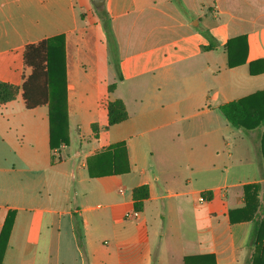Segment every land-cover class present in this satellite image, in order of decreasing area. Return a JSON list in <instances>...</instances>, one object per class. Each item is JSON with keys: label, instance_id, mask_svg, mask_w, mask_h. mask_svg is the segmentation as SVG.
Listing matches in <instances>:
<instances>
[{"label": "crops", "instance_id": "1", "mask_svg": "<svg viewBox=\"0 0 264 264\" xmlns=\"http://www.w3.org/2000/svg\"><path fill=\"white\" fill-rule=\"evenodd\" d=\"M94 2L0 0V82L21 87L26 47L65 37L70 138L52 151L48 107L27 110L21 90L0 105V231L16 212L2 264H247L264 127L237 130L219 107L264 90L250 74L264 61V0H104L116 55ZM240 37L245 63L230 68ZM116 100L128 118L107 129ZM118 143L130 172L91 178L89 159Z\"/></svg>", "mask_w": 264, "mask_h": 264}, {"label": "trees", "instance_id": "2", "mask_svg": "<svg viewBox=\"0 0 264 264\" xmlns=\"http://www.w3.org/2000/svg\"><path fill=\"white\" fill-rule=\"evenodd\" d=\"M97 14L105 30L111 54L117 52L116 39L113 34L111 18L103 7L97 9ZM209 39L211 36L204 33ZM240 37L227 44L228 66L237 67L245 63L242 51L235 53L231 47L234 41H243ZM241 58V59H240ZM65 58V37L58 36L44 40L37 44L28 45L24 54L25 68L31 72L23 77L21 87L0 82V105L16 99L22 91L23 100L27 110L47 106L49 109V146L52 151L70 145L68 93ZM116 61V60H115ZM264 73V61L260 60L250 64L252 76ZM115 88L114 85L110 90ZM108 111V124L106 128L120 124L127 120L128 113L124 103L116 100L106 103ZM221 114L231 126L245 132L254 131L264 127V90L237 101L225 103L219 107ZM98 136V127L93 126ZM261 154L264 163V130L261 136ZM131 170L125 143H118L100 152L88 161V171L91 178L103 176L122 175ZM250 187H246L248 191ZM149 199V186L143 185L133 191L134 210L142 212L145 202ZM76 215V213H75ZM264 203L259 212L252 218L253 231L251 233L250 256L247 264H264ZM16 212L9 211L0 231V264L3 263L8 247L9 238L13 228ZM79 243L81 236L78 233ZM185 264H215L213 256H189Z\"/></svg>", "mask_w": 264, "mask_h": 264}, {"label": "water", "instance_id": "3", "mask_svg": "<svg viewBox=\"0 0 264 264\" xmlns=\"http://www.w3.org/2000/svg\"><path fill=\"white\" fill-rule=\"evenodd\" d=\"M95 6L96 7H100L101 5H103V3H104V0H95Z\"/></svg>", "mask_w": 264, "mask_h": 264}, {"label": "built area", "instance_id": "4", "mask_svg": "<svg viewBox=\"0 0 264 264\" xmlns=\"http://www.w3.org/2000/svg\"><path fill=\"white\" fill-rule=\"evenodd\" d=\"M205 201H206V199L204 197L200 198V202H205Z\"/></svg>", "mask_w": 264, "mask_h": 264}]
</instances>
